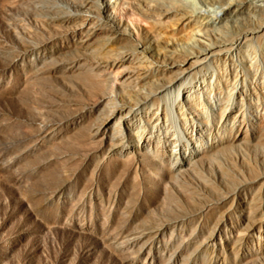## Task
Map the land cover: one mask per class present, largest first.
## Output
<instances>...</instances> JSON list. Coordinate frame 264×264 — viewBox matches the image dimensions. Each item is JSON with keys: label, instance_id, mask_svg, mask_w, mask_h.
<instances>
[{"label": "rangeland", "instance_id": "rangeland-1", "mask_svg": "<svg viewBox=\"0 0 264 264\" xmlns=\"http://www.w3.org/2000/svg\"><path fill=\"white\" fill-rule=\"evenodd\" d=\"M107 1L109 13L128 6ZM97 3L0 0V264H264V159L256 150L264 137L248 146L221 142L215 151L224 171L234 163L244 174L254 168L255 176L237 181L216 176L202 158L190 173L171 172L179 138L142 113L128 116L140 144L126 151L120 130L103 127V97L107 80L122 82L134 56L113 60L119 47L110 22L98 12L85 20L80 7ZM258 3L264 8L260 0L249 9ZM235 44L239 53L225 61L230 92L240 98L222 106L251 139L253 104L264 110V45ZM208 118L216 139L228 120Z\"/></svg>", "mask_w": 264, "mask_h": 264}, {"label": "bare ground", "instance_id": "bare-ground-1", "mask_svg": "<svg viewBox=\"0 0 264 264\" xmlns=\"http://www.w3.org/2000/svg\"><path fill=\"white\" fill-rule=\"evenodd\" d=\"M123 1L131 7L124 6L119 13L110 11L112 16L116 15L119 18L118 20L113 19L107 10L103 11L109 4L107 0H98L97 4L80 7L86 21L92 14L98 12L110 22L112 38L115 42L112 43L119 47L117 53L113 51L115 53L113 60L120 61L134 56L129 62L131 70L122 82L119 80L118 82L117 78L115 80V76L107 80L109 87L103 97L107 102V113L103 118V127L116 126L115 130L119 129V134L123 137L121 138L124 141L122 142L124 149L136 150L140 144L139 135L137 136L139 131L136 132L135 128L131 127L128 116L142 113V119L146 124L161 122L164 129H172L179 138V144L170 146V152L174 158V163H170L171 172L190 173L194 160L199 161L202 158L207 162L208 167L213 165L218 168L219 175L216 174V176H225L235 181L238 177L245 179V176H255L254 168L246 166L244 169L246 174H244L236 168L235 163H231L230 169L224 171L220 165L216 164L217 160L214 158L217 153L215 151L222 148L221 142L240 141L242 145L248 146L255 145V141L259 142L258 140L264 137V110L259 111L256 102L253 104L255 109L251 113V118L247 122L251 139L241 136L243 124L241 123L240 126L235 125V121L230 122L228 119L231 115L222 106L226 99L232 101L234 98H240L237 91L230 92L226 64L229 55L235 52L238 54L240 51L235 49V43L251 44L253 41L255 43L253 46L256 45L259 48L264 45V8L261 3H258L252 5L253 7L250 8L252 10L249 9L251 3H257L260 0ZM114 3L117 4V2ZM122 16L124 18L130 16L132 21L125 19L123 21ZM100 20L102 22V19ZM136 20L139 22H135ZM221 58L222 62L216 61ZM247 60L241 59L238 63L245 68L249 66ZM203 70L205 72H202ZM117 85L120 91L117 90ZM262 89L260 97L264 99V88ZM251 95H254L256 100L259 97L257 93ZM201 102L205 107L202 108ZM145 110L147 111L144 112ZM208 115L211 118L228 120L222 134L218 133L220 136L215 137L220 142L208 134L210 131ZM187 120L192 122L191 130L186 127ZM119 144L121 143L112 144L111 148L116 151ZM257 148L259 147H256V150L263 160L264 147ZM237 161L248 163L244 157Z\"/></svg>", "mask_w": 264, "mask_h": 264}]
</instances>
